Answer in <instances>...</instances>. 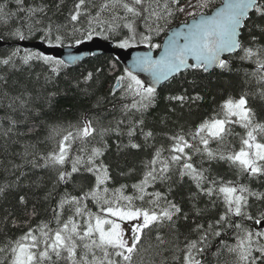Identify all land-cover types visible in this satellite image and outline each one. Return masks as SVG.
<instances>
[{
  "label": "snow or ice",
  "instance_id": "6c2138e0",
  "mask_svg": "<svg viewBox=\"0 0 264 264\" xmlns=\"http://www.w3.org/2000/svg\"><path fill=\"white\" fill-rule=\"evenodd\" d=\"M15 2L24 16L10 32L12 37L25 39L26 30L29 34L43 31V38L49 42H62L66 38L60 33L61 25H55L51 20L44 24L42 19H37L45 13L46 5L25 8L24 0ZM90 2L77 0L74 10L69 13L72 33L81 31L75 25L81 16H85L87 26L82 34L86 39H91L93 34L117 33L126 29L124 38L117 37L119 47L127 48L132 41L138 40L148 43L150 48H162V51L156 57L151 52L139 54L133 62V68L150 75V83L129 68L116 77L110 95L115 96L119 91L122 118L109 121L107 125L102 117L87 115L76 124H68L67 128L41 120L46 111L51 110L58 95L56 91L48 90L51 77H45L44 83L40 84L37 76L32 87L24 85L16 95L3 94L8 100L6 107L10 110L2 118L7 122V127L0 132L5 139L12 135H31L45 126L48 128L47 139L60 137L53 149L47 152L39 151L35 144L24 143L23 151L19 153L22 163L13 165L18 170L30 165L32 169L54 172L53 187L45 192V199L51 198L56 187L67 183L73 174L88 173L94 178L86 189L81 186L79 195L65 192L60 196L53 210L58 224L55 230L43 223L37 229L29 227L19 238L0 248V253L7 254L4 264H55L53 257L63 259L65 264H137L135 257L142 251L146 230L152 241L150 232L153 229L156 232L154 242L143 249L145 252L153 250L151 264H207L208 250L217 238H221L214 253L217 257L227 252L232 256L231 264H264V228L256 230L245 223L253 221L255 225H264V209H258L256 214L250 211L253 207L250 197L264 201V193L252 190L247 184L213 176L211 168L203 166L205 162L210 165L213 161L222 160L236 168L238 177L244 174L264 176V121L257 119L256 111L249 104V98L253 96L264 102V0H222L211 14L190 12L193 22L187 25V30L173 32L163 45L152 43L153 33L159 35L164 32L169 18L175 12L184 11L179 7V0H171V3L169 0H104L95 15L87 7ZM210 3L211 0H197L190 7L203 10L208 9ZM173 5L176 7L173 8ZM6 7V4H0V20L5 23L16 15L6 12ZM105 11L111 12L106 19L102 18ZM138 21L143 23L144 32L138 31ZM76 43L81 41L77 39ZM20 51L15 48L6 58L0 59V64L18 69L16 57H19L21 65L42 61L50 65L52 73L56 74L65 66L62 59L28 50L20 56ZM71 59L76 60L77 57ZM233 59L256 65L252 73L246 74L256 78L259 85L256 91L244 92L238 97L228 96L219 110L202 120L194 130L188 133L181 130L171 136L170 155L163 158L165 149L157 148L152 158L144 162L141 178L131 185V194L126 191L127 184L109 187L113 177L110 166L103 160L110 148L106 137L111 134L117 136L118 150L121 147L140 149L142 145L135 142L138 134L145 143L155 135L151 129L145 130V113L157 103L161 83L189 70L204 73L214 68L222 72L231 71ZM83 79L87 84L93 79V73L89 72ZM0 80L6 84L3 77ZM129 98L130 102H127ZM166 100L177 102L183 108L186 103L203 100V96L199 92L190 96L183 90L175 95L169 94ZM100 103L98 99L95 106ZM169 111L175 113L176 109L170 108ZM21 126H28L27 132L18 131ZM236 126L243 129V133L235 132ZM123 136L128 142L122 145L119 138ZM229 136L239 138L238 150L228 141ZM74 144H78V154L71 155ZM195 156L200 157L199 162H194ZM68 164L70 170L65 167ZM132 171L130 169L129 173ZM174 173L181 181L189 178L195 186L196 191L190 193L192 205L188 212L175 200L168 199L171 187L168 192L148 191L158 182L172 181ZM127 174L120 173L122 176ZM28 177V172L20 170L14 184L0 185V195L19 187L22 180ZM30 185L37 189L43 187V178L30 181ZM201 195L208 197L212 208L222 205L217 218L198 222L208 211L197 204ZM87 201L96 205V212L88 208ZM18 203L25 216L36 214L34 207L28 213V201L24 195L19 196ZM65 211L71 214L62 220ZM77 217L83 222H78ZM9 218L13 225H17L13 213L5 216L4 220ZM190 218L193 226L187 234L180 233L178 222H189ZM125 222L130 224L128 229L123 226ZM164 228L168 229L167 233L161 231ZM229 232L234 243L222 239ZM165 253H170V257ZM140 264H144L143 257Z\"/></svg>",
  "mask_w": 264,
  "mask_h": 264
},
{
  "label": "trees",
  "instance_id": "16d2710c",
  "mask_svg": "<svg viewBox=\"0 0 264 264\" xmlns=\"http://www.w3.org/2000/svg\"><path fill=\"white\" fill-rule=\"evenodd\" d=\"M77 0H24L23 7L38 6L40 4L46 5L45 13L37 17L42 19L44 24H47L51 20L55 25H61L60 33L65 35V39L62 42L52 40L49 42L44 39L43 31H34L29 34L25 30V39H19L18 37H12L10 32L14 30L21 19L24 16L23 12L18 11V6L15 0H0V4H6V12L16 13L5 23L0 20V40L5 43V46L0 48V59L6 58L12 50L19 48L20 56H23L25 50L20 46L23 41L43 42L48 46H78L83 42L90 41L93 38L99 37L106 41H112L117 44V37L124 38L127 34V30L123 29L117 33L106 32L100 35L93 34L91 39H86L82 34L84 28H86V17L81 16L80 21L75 26L80 28L81 31L72 33L73 24L70 22L69 13L74 10V5ZM163 2V0H161ZM222 0H211L208 9H198L190 7L195 5L197 0H179V7L184 8L183 12H175V14L169 18V23L165 27L164 32L159 35L153 33L152 43L163 44L168 32L181 24L188 23L193 20L190 12L205 11L208 14L213 9L221 5ZM104 3V0H91L87 4V7L91 11L92 15L99 8V5ZM171 3V0H169ZM95 5V7H93ZM176 5H173L175 8ZM111 14L110 11H105L102 18L106 19ZM66 26V27H64ZM42 27V26H38ZM99 31V29H97ZM138 31L144 32L145 28L142 22L138 21ZM68 33H72L68 35ZM107 36V38H105ZM79 39L81 43L77 44L76 40ZM136 46H149L148 43H140L132 41L130 47ZM156 51L160 49L152 48ZM31 52H39L36 50H28ZM41 53V52H40ZM18 69H14L11 66H5L0 64V77L6 80H0V132L7 127V122L2 118L9 113L6 105L8 103L7 98L3 97V94L7 92L9 95H16L22 90L24 85L32 87L36 83V78L39 76V83L43 84L45 77H51V82L48 85L49 91H56L58 95L54 98L53 106L51 110L46 111L45 115L41 117V120H45L47 124L56 125L59 128H67L68 124H76L85 115L90 117L100 116L103 118V123L108 124L109 121L122 118L120 113V94L117 91L115 96L110 95V91L116 82V77L122 75L125 67L118 60V58L111 54H102L90 56L89 58L77 63L74 66L65 64L61 68L58 74L52 73L51 66L43 63L42 61H33L29 65H21L19 57L15 58ZM256 68V65L249 61H240L233 59L231 71H221L219 69H212L209 73L202 71L189 70L187 73L182 74L179 77L171 79L163 84L159 89V96L157 103L145 113V130L151 129L155 135L145 143L144 138L141 135H137L135 142L140 143L142 147L140 149H124L121 147L117 149L118 138L115 134H111L106 137L109 150L105 153L103 160L110 166V172L113 177L112 183L109 187H118L120 184L129 185L126 190L131 194L133 189L131 185L136 183L144 171V162L150 160L157 148L163 147L165 151L162 153L163 158H167L170 155L172 147L171 136L177 134L181 130L185 133L194 130L196 126L204 119L212 116L219 110L220 104L228 96L238 97L244 92H255L259 85L256 83L255 77L249 75ZM89 72L93 73V79L87 84L84 83V76ZM251 82H248V81ZM195 81L193 84L192 82ZM79 82V86H77ZM186 90L190 96H194L197 92L203 96V100L195 103H186L183 108L179 107L177 102H169L166 97L169 94H178L181 91ZM100 99L101 103L98 106L97 100ZM130 102V98L129 101ZM250 106L256 111L257 119L264 121V102L258 97L249 98ZM170 108H175V113L169 111ZM28 126L19 127L18 131L27 132ZM237 133H243V129L239 126L234 128ZM48 128L42 127L31 135L24 137H17L12 135L10 138L5 139L0 135V185L14 184L16 177L19 175V171L23 170L29 173L28 179H23L19 187H13L7 190L5 195H0V248H3L6 244L19 238L25 233L29 227L37 229L42 223L47 224L50 229L55 230L58 227L56 220L54 219V209L56 208L57 201L60 196L68 192L72 195H79L81 186L85 189L93 182V177L88 173H76L67 183H61L56 187L55 192L51 198L45 199V192L53 187L52 182L55 179L54 172L52 170L44 169H32L30 165L25 166L23 169H16L13 165L21 164L22 159L19 155L23 151L24 143H32L37 146V149L41 152H47L53 149L56 142L60 137H56L53 140L47 139ZM187 138V137H186ZM228 141L232 144L236 150L240 147L238 137L229 136ZM119 142L127 144L128 140L126 136L120 137ZM78 144H74L71 155L78 154L76 149ZM212 147H216L212 144ZM186 151H188L186 149ZM200 157L195 156L194 162H199ZM205 168L210 167L213 176L223 177L225 180L238 181L239 183L247 184L252 190L264 193V176L253 177L247 174L237 176V170L234 166L230 165L226 161L217 160L209 163L205 162L203 165ZM70 170V164L65 165ZM133 171L129 173V170ZM128 173L127 175H120V173ZM38 177L43 178V187L37 189L34 185H30V181L37 180ZM171 187V192L168 193V199L175 200L179 203L185 212H188L191 208L192 201L190 199V193L196 191L192 181L185 177L182 181L179 180L178 175L173 174L172 181L165 183H156L154 186L148 188L149 192L161 191L168 192ZM24 195L27 198V211L30 214L33 207L36 214L34 216H25L21 211V206L18 203L19 196ZM250 202L253 204L250 211L253 214L257 213L258 209H264V201L256 200L254 197H250ZM88 208L93 212L97 211L96 205L91 201H87ZM197 204L200 208H206L208 211L200 218L198 222H205L209 219L217 218L218 214L222 211V205H218L216 208H212L207 196L201 195ZM9 213H13L17 220V225H13L11 218L5 221L4 217ZM71 213L65 211L62 214L61 219L66 220ZM78 222H83L81 218H76ZM245 223L256 230H260L259 225H255L253 221H245ZM178 230L182 234H187L188 229L192 227L191 218L189 222L183 220L178 222ZM162 232L167 233L168 229H161ZM155 230L150 232L153 240L150 241L149 233L146 230V235L141 245V253L135 257L137 264H140L141 257H143L144 264H151L153 259L152 249L147 252L143 249L148 248L150 242H154ZM183 239V235L181 236ZM217 238L212 247L208 250L206 262L207 264H231L232 256L227 252L217 257L214 255L217 247L219 246V240ZM222 239L228 243H234V238L231 232L225 234ZM6 253H0V264H4L6 260ZM170 257V253H165ZM159 260V257H157ZM55 264H65L63 259L56 260L53 257ZM171 264V262H170Z\"/></svg>",
  "mask_w": 264,
  "mask_h": 264
},
{
  "label": "water",
  "instance_id": "95a60500",
  "mask_svg": "<svg viewBox=\"0 0 264 264\" xmlns=\"http://www.w3.org/2000/svg\"><path fill=\"white\" fill-rule=\"evenodd\" d=\"M211 14V13H210ZM193 20H191L188 23L181 24L180 26L172 28L166 38L164 39V42L167 40L169 36L172 35L173 32L175 31H186L187 30V25L191 24ZM163 42V43H164ZM181 42L182 38H181ZM5 46V43L0 40V48ZM20 46L24 49H35L47 56H53L57 59H62L65 61L67 65L74 66L77 63L89 58L90 56H95V55H102V54H111L115 55L120 62L123 64L125 68L132 69L133 71L136 72L137 75L140 76L141 79L145 80L146 83L151 82V77L148 73L146 72H140L138 69L133 68V62L137 58L139 54L145 53V52H151L153 57L159 56L161 51L156 53L152 48L147 47V46H139V47H132V48H117L115 47L114 42L112 41H106L103 40L102 38L96 37L93 38L91 41H87L82 43L81 45L78 46H67V47H62V46H53L49 47L43 42H34V41H23L20 43ZM77 57L76 60H72L71 57ZM191 62V61H190ZM215 69V68H214ZM168 82V81H166ZM166 82L161 83L158 86V89L165 84ZM259 228H264V225H259Z\"/></svg>",
  "mask_w": 264,
  "mask_h": 264
},
{
  "label": "rangeland",
  "instance_id": "374dc122",
  "mask_svg": "<svg viewBox=\"0 0 264 264\" xmlns=\"http://www.w3.org/2000/svg\"><path fill=\"white\" fill-rule=\"evenodd\" d=\"M123 226L128 229L130 227V224L128 222H125Z\"/></svg>",
  "mask_w": 264,
  "mask_h": 264
}]
</instances>
